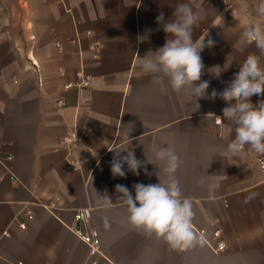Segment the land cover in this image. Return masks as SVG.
<instances>
[{
    "label": "crops",
    "instance_id": "obj_1",
    "mask_svg": "<svg viewBox=\"0 0 264 264\" xmlns=\"http://www.w3.org/2000/svg\"><path fill=\"white\" fill-rule=\"evenodd\" d=\"M181 2L202 9L193 39L208 31L215 41L201 53L208 97L228 86L249 54L264 67V54L242 40L246 25L264 23L254 0H0V158L11 157L0 163V264H264V171L255 165L264 155L248 146L225 155L235 134L208 114L227 124V103L205 98L197 108L188 90L176 93L138 67V56L165 43L157 16L172 19ZM73 135L76 144L63 142ZM159 146L180 158L176 177L192 200L194 229L213 243L218 231L224 251L203 240L174 250L129 223L116 185L134 198L133 185L158 183L148 162ZM127 148L143 167L135 175L125 164L126 176H113V149ZM50 203L52 212L44 208ZM84 208L100 239L95 256L69 230L82 227L74 214Z\"/></svg>",
    "mask_w": 264,
    "mask_h": 264
},
{
    "label": "clouds",
    "instance_id": "obj_2",
    "mask_svg": "<svg viewBox=\"0 0 264 264\" xmlns=\"http://www.w3.org/2000/svg\"><path fill=\"white\" fill-rule=\"evenodd\" d=\"M201 12L202 9L198 7L194 10L190 2L176 4L173 18L170 20L165 21L161 12L156 22L162 25L166 33L165 43L155 51L149 50L143 58L138 56V67L144 75L153 76L155 82L167 81L176 93L188 90L197 108L199 99L219 97L227 103L228 106L222 109L227 124L221 117L208 114L217 124L224 126L229 136L233 132L235 134L227 144L225 155L236 157L244 152L246 146L249 151L264 155V100H260L256 105L251 102L253 95L264 96V67L261 66L259 56L249 54L228 86L220 93L213 90L208 97L209 82L201 81L204 68L201 53L205 48L213 47L215 41L210 38L208 31L193 39L194 29L203 19ZM256 14L258 17H264V2L257 6ZM150 33L151 29H148L145 35H138V42H145ZM242 40L248 44L254 43L264 54V23L253 22L246 25ZM220 72L216 75L219 76ZM130 131L131 127L125 134V139L129 142ZM113 150V176L125 177V164L128 171L139 175L143 164L135 158L133 151L128 148ZM125 151L127 155L121 156V152ZM148 163L157 167L158 183L133 185L134 198L126 186L116 185V191L120 193L119 200L127 207L129 223L148 235L162 239L174 250H185L201 243L203 234L194 229L195 213L192 200L183 196L176 177L180 167L178 154L170 146H159L154 149V160ZM160 164L163 165L162 168L159 167ZM160 171L165 174L166 179L161 180ZM107 199L111 203L108 197ZM104 223L106 228L109 227L107 218Z\"/></svg>",
    "mask_w": 264,
    "mask_h": 264
},
{
    "label": "built area",
    "instance_id": "obj_3",
    "mask_svg": "<svg viewBox=\"0 0 264 264\" xmlns=\"http://www.w3.org/2000/svg\"><path fill=\"white\" fill-rule=\"evenodd\" d=\"M258 3L264 2V0H254ZM225 4L228 6L230 14L234 12L232 6L228 4V2H225ZM3 14V6L0 3V20L2 18ZM81 84H89V80H83ZM58 103H62L59 101ZM79 141V138L76 135L73 136H67L63 139L64 143H75ZM11 157H7L5 159L0 158V163L6 160H10ZM255 165L258 169L264 171V158H258L255 162ZM44 208L50 212L53 211L54 205L52 203L47 204L44 206ZM27 220H31L33 218V214L31 211L25 212ZM91 216V211L89 208L79 209L74 214V221L77 223H80L82 225L81 228H69V230L74 234L76 238H78L83 244H85L88 247L89 253L91 256H95L99 254L100 252V239L98 237V234L96 230L90 228L88 226L89 220ZM20 229H25L26 224L24 222H21L19 224ZM198 233L203 234V241L205 244L212 250L213 252H221L226 249V245L223 241L219 240L220 234L218 231L213 233V238L215 242H211L208 240L206 233L203 230L197 231Z\"/></svg>",
    "mask_w": 264,
    "mask_h": 264
}]
</instances>
